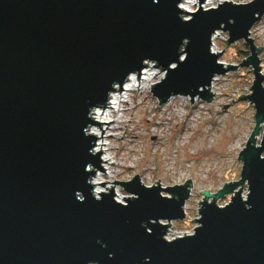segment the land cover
<instances>
[{"label": "water", "instance_id": "obj_1", "mask_svg": "<svg viewBox=\"0 0 264 264\" xmlns=\"http://www.w3.org/2000/svg\"><path fill=\"white\" fill-rule=\"evenodd\" d=\"M182 1L0 0V264H264V75L249 37L264 0H197L192 11ZM219 30L250 51L239 63L251 66L250 93L237 99L252 104L254 125L238 180L198 190L196 226L167 239L160 220L184 218L190 178L146 186L135 174L111 181L133 194L125 203L111 185L95 195L89 167L104 168L86 128L108 122L89 112L145 61L165 70L150 84L158 104L178 94L210 101L212 78L236 68L211 50Z\"/></svg>", "mask_w": 264, "mask_h": 264}, {"label": "rangeland", "instance_id": "obj_2", "mask_svg": "<svg viewBox=\"0 0 264 264\" xmlns=\"http://www.w3.org/2000/svg\"><path fill=\"white\" fill-rule=\"evenodd\" d=\"M187 1L184 6L194 10L197 0ZM230 1L243 3L249 0ZM219 2L222 0H207L205 5H201L207 8L216 6ZM249 37L256 48L262 46L257 52V58L259 72L264 75V14L250 29ZM226 38V33L219 30L213 40V52H220L218 61L225 67L228 63L236 65V68L213 77V87L209 91L214 94L210 101L195 96L190 103L188 95L178 94L170 96L167 103L158 104V99L150 91V84L160 81L165 76V70L160 66H152L156 62L147 61L148 68L156 73L149 84H144L139 91L121 94L125 102L121 106L127 109L121 120L132 123L130 127L135 128L133 132L137 138L133 143H128V137L121 140L123 132L119 131L110 140L103 139L112 148V153L106 155L113 156L111 161L115 165L110 167L113 171L111 178L106 176L99 180L109 181L104 182V186L109 189L111 185L113 189H119L123 196L133 194L126 192L120 184L111 182L114 179L127 181L138 174L143 185H157L154 181L159 178V186L166 187L184 183L190 178L189 195L183 205L184 218L160 220L164 224L170 223L166 226L168 230L165 238L190 233L196 226L197 223L190 219L199 216L198 201L202 199V194L198 190L207 189L214 193L224 182L239 178L241 162L237 155L254 125V108L247 100L237 97L250 93L253 73L248 70L250 65L239 64L250 54L247 44L243 40L226 44ZM262 86L264 87V78ZM231 99L233 101L230 102ZM223 104H227L225 108L222 107ZM98 120L106 121L102 118ZM91 130L96 131L94 128ZM105 134L110 135L111 131H105ZM99 164L104 171L90 166L89 169L94 170L93 175L100 176L103 172L110 174L107 164L101 161ZM108 189L106 192H109ZM241 189L244 196L246 185L243 184ZM161 194L170 196L166 191ZM230 195L225 194L215 202L223 205L228 202Z\"/></svg>", "mask_w": 264, "mask_h": 264}, {"label": "bare ground", "instance_id": "obj_3", "mask_svg": "<svg viewBox=\"0 0 264 264\" xmlns=\"http://www.w3.org/2000/svg\"><path fill=\"white\" fill-rule=\"evenodd\" d=\"M206 1L207 0L203 1L204 5H205ZM185 3H188V1L187 0L182 1L179 4V7L183 11H186V10L191 11L192 10L191 8L184 6ZM213 40H215V37L212 39V41ZM143 64H146V66H142V68L139 70V76L138 77H137V73H135V72L129 73L127 75V77L125 78V80L122 82V84H121L122 89H120V91H119V85L114 84L112 86V88H114V89L109 91V93L107 94L106 102L103 104H100V106H96V107H93L90 109L89 115H90V118L92 120H96V121L100 122L98 119L102 118V119L106 120L104 122H108V124L107 123H100L101 129H103L102 134H101V129H99V126L96 123L91 124L86 128V133L92 132L96 136L95 142H94L95 144L92 147V152H96L99 149L101 150V152L99 153V156H101L100 157L101 162L108 165L107 169L108 168L110 169V167L115 165V164L113 161H111L113 156L112 155L111 156L106 155L107 153L108 154L112 153L111 152L112 148L109 146V143L103 142V139L110 140L109 138H111L115 133H118L119 131L123 132V135L120 137L121 140H124L123 138L128 137V139H127L128 143H133L135 138H137V135L133 132V130H135V128L130 127L132 123L129 120H121V117L127 111V109H124L121 105L125 104V102H123L124 96L122 97V95H125L126 93H128L129 91L131 92L132 90L139 91L143 87L144 84H149L150 80L156 75V73L152 72L151 69L148 68L149 64L147 61H145ZM213 81H214V78L210 82V87H209L210 90L213 87ZM122 93H124V94H122ZM167 102H168V100L166 101V103ZM115 113H116V117H114ZM109 118H111V119H109ZM111 120H113V121L111 122ZM93 128L96 129V131H92L91 129H93ZM130 130H132V133ZM105 131H111V134L106 135ZM100 134H101L102 138L100 137ZM112 172L113 171L110 169L109 170L110 174L103 172L102 174H100V176L91 175L90 183L93 184L92 185L93 186V193L95 195H98L99 194L98 192H100V191H103V192L107 191L108 187L104 186L105 183H103V185L99 184V182H102L99 179L102 177L104 178L106 176L111 178ZM113 192H114V194H113L114 197L118 201H121V202L124 201L121 198L123 195L121 194L119 189H113ZM124 197H126V196H124ZM176 236H179V234L175 235L174 237H176ZM166 238L171 239V238H173V236L166 237Z\"/></svg>", "mask_w": 264, "mask_h": 264}, {"label": "built area", "instance_id": "obj_4", "mask_svg": "<svg viewBox=\"0 0 264 264\" xmlns=\"http://www.w3.org/2000/svg\"><path fill=\"white\" fill-rule=\"evenodd\" d=\"M194 5H196V4H194ZM191 11H192V10H191ZM218 32H219V31H215V32H214V34L212 35V39H213L214 37L217 36ZM212 39H211V50L213 51V47H212V46H213V41H212ZM258 140H259V137H258ZM258 140H257V141H258ZM191 232H192V231H191ZM191 232H190V233H191ZM183 234H185V233H183Z\"/></svg>", "mask_w": 264, "mask_h": 264}]
</instances>
